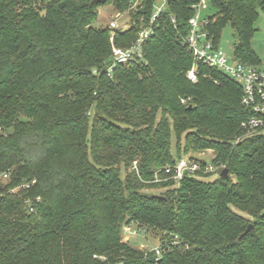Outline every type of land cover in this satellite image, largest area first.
I'll list each match as a JSON object with an SVG mask.
<instances>
[{"label":"trees","instance_id":"trees-1","mask_svg":"<svg viewBox=\"0 0 264 264\" xmlns=\"http://www.w3.org/2000/svg\"><path fill=\"white\" fill-rule=\"evenodd\" d=\"M198 2L171 0L146 65L107 75L110 31L93 22L127 0H0V174L11 171L0 183V264H264V136L234 143L248 112L232 79L202 65L196 83L186 77ZM209 10L214 45L230 27L234 57L260 66L251 41L264 0H209ZM150 12L145 1L139 15ZM139 28L114 44L129 46ZM206 151L209 163L194 160L227 178L166 180V167ZM23 182L33 184L8 193ZM127 227L158 234L160 254L124 241Z\"/></svg>","mask_w":264,"mask_h":264},{"label":"built area","instance_id":"built-area-1","mask_svg":"<svg viewBox=\"0 0 264 264\" xmlns=\"http://www.w3.org/2000/svg\"><path fill=\"white\" fill-rule=\"evenodd\" d=\"M128 5L124 11L117 12L115 19L108 23L107 29L110 31V63L106 68L107 75H111L117 67L125 68L140 67L146 65L144 57V45L153 36L154 30L159 26V21L166 16L171 0H127ZM145 1H151V12L148 15H139L143 9ZM209 0H199L192 6L193 16L188 20L189 31L184 38V44L192 55L193 64L186 77L192 82H197L196 67L202 65L211 70H215L232 79L241 89V105L248 112V117L240 123V135L234 140L235 144L244 141L247 138L262 135L264 136V63L260 66L243 64L238 61L234 55L229 56L219 46L214 45L209 33L206 31L208 21L202 16V11L208 6ZM127 16V22L119 25L117 19ZM138 16V17H137ZM172 23L174 19L172 18ZM139 25V31L136 38L129 46L122 48L114 44V38L117 33H124ZM3 131L0 129V135ZM222 167L206 165L202 168L201 164L193 159L176 160L172 166L164 169L166 180H172L175 187L185 177H199L202 174H210ZM11 171L0 174V183H5L9 179ZM4 181V182H3ZM156 182H160L156 179ZM33 184V183H32ZM30 183H21L15 189H10L9 194H15L19 191L28 190ZM39 201V198L35 200ZM34 211L32 204H27V212ZM125 233L137 235V231L131 227L125 228ZM144 232V231H142ZM157 255L159 250L154 249Z\"/></svg>","mask_w":264,"mask_h":264},{"label":"rangeland","instance_id":"rangeland-1","mask_svg":"<svg viewBox=\"0 0 264 264\" xmlns=\"http://www.w3.org/2000/svg\"><path fill=\"white\" fill-rule=\"evenodd\" d=\"M117 12L119 11H115L110 5L100 8L98 11L97 18L93 22V26L97 28L98 27L104 28V29L107 28L108 23L111 20L115 19ZM209 13H210V10H209V2H208L207 8L202 11V16L204 17ZM127 21H128L127 16H122V18L117 19V23L119 25H122L126 23ZM255 28H256V33L254 34V37L251 41V47L254 53L256 54V56L258 57L260 63L263 64L264 63V16L263 15L259 16L258 20L256 21ZM235 42H236V37H235L234 31L230 27H227L222 32L221 40L219 42V47L223 49V51H225V53H227L229 56H232ZM190 156L186 155L182 158L184 159L189 158L193 160L200 159V160H204L205 162L209 163L211 158H213V152L206 151L203 153H194V154L192 153L190 154ZM210 174L212 175L209 178L205 179L206 181H213L218 177L217 174H215V172L210 173ZM164 190L165 189H158V190L152 189L147 192H150L156 195H161L164 192ZM133 236L129 232L125 233L124 241H127L131 238L130 243L141 251L154 250L158 246V240H159L158 234L147 235L145 239L140 236H134V237Z\"/></svg>","mask_w":264,"mask_h":264},{"label":"water","instance_id":"water-1","mask_svg":"<svg viewBox=\"0 0 264 264\" xmlns=\"http://www.w3.org/2000/svg\"><path fill=\"white\" fill-rule=\"evenodd\" d=\"M188 109H191V106L188 107ZM228 176V171L226 169L222 170L221 174H220V178H227ZM156 197V196H153ZM157 198L162 199V197L157 196ZM253 226L252 225H248L247 229L245 230V232L240 236L239 239H242L244 236H246L251 230H252Z\"/></svg>","mask_w":264,"mask_h":264}]
</instances>
